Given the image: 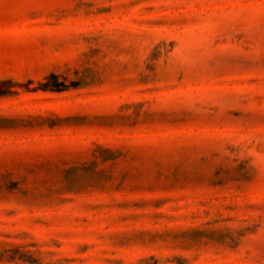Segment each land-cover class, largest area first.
<instances>
[{"label": "rangeland", "instance_id": "obj_1", "mask_svg": "<svg viewBox=\"0 0 264 264\" xmlns=\"http://www.w3.org/2000/svg\"><path fill=\"white\" fill-rule=\"evenodd\" d=\"M0 264H264V0H0Z\"/></svg>", "mask_w": 264, "mask_h": 264}]
</instances>
